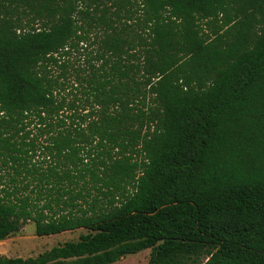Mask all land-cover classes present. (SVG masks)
<instances>
[{"label":"trees","instance_id":"1","mask_svg":"<svg viewBox=\"0 0 264 264\" xmlns=\"http://www.w3.org/2000/svg\"><path fill=\"white\" fill-rule=\"evenodd\" d=\"M0 264H264V0H0Z\"/></svg>","mask_w":264,"mask_h":264},{"label":"rangeland","instance_id":"2","mask_svg":"<svg viewBox=\"0 0 264 264\" xmlns=\"http://www.w3.org/2000/svg\"><path fill=\"white\" fill-rule=\"evenodd\" d=\"M84 230L67 232L48 237H37L34 233L32 223L25 225L18 233L0 241V256L10 258L36 257L52 247L67 241H75ZM149 251H142L138 254L125 256L114 264H146Z\"/></svg>","mask_w":264,"mask_h":264}]
</instances>
